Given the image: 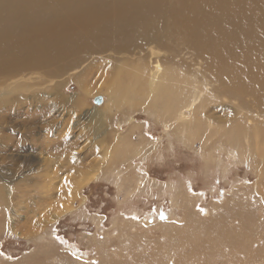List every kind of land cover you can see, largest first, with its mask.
<instances>
[{"label": "rangeland", "instance_id": "374dc122", "mask_svg": "<svg viewBox=\"0 0 264 264\" xmlns=\"http://www.w3.org/2000/svg\"><path fill=\"white\" fill-rule=\"evenodd\" d=\"M158 7L167 24L153 25L159 74L174 68L205 86L183 122L201 114L208 123L239 114L264 121V0ZM140 50L59 59L33 75L31 88L0 95L14 97L0 111V264H264L258 160L239 142L213 147L175 136L173 123L146 112V98L136 110L111 102L116 68L154 69ZM212 62L225 73L239 69L246 87L235 89L226 74L229 90L216 92L223 85ZM203 93L214 101L201 107Z\"/></svg>", "mask_w": 264, "mask_h": 264}, {"label": "bare ground", "instance_id": "6f19581e", "mask_svg": "<svg viewBox=\"0 0 264 264\" xmlns=\"http://www.w3.org/2000/svg\"><path fill=\"white\" fill-rule=\"evenodd\" d=\"M158 6L162 7V0H0V70L3 67L9 70L5 71L4 75H0V95L17 92L22 88H31L30 81H34L33 75L48 68L50 62L57 64L59 59L65 62L74 61L81 54L87 57V54L100 53L103 49L121 51L120 54H130L136 49L139 51L144 49L147 51L149 64L155 65L154 69H150L144 62L139 63L138 66L122 65L116 68L112 78L111 102L124 103L123 106L131 104L130 110H136L146 98L147 113L152 112L165 126L173 123L175 129L173 134L175 132L180 138L193 144L198 141L202 142L203 146L207 144L213 146L223 140L233 143L234 147V143L239 142L241 149L249 151L247 153L258 160L261 166L259 179L263 181L264 121L256 122L258 119L251 115L239 114L234 122L231 119L226 120L228 117H225L219 120L220 122L208 123L207 117L201 114L199 118L197 116L195 119L191 118L192 120L183 122L182 111L189 107L191 100L203 92L205 86H195V81L193 84L186 73L174 68H167L159 74L162 52L152 43H155L153 34L157 31L156 26L153 25L156 22L162 27L167 24L161 21L162 15L159 16ZM145 7L147 9L143 11ZM160 43L161 41L157 45ZM72 57L74 59L68 60ZM220 66L217 62H212L214 73L217 75L215 77L223 85L219 89L218 86L216 92L224 93L229 90L225 83L228 79H232L229 77L224 79L226 74L233 77L235 89L246 87V83L239 82V78L236 77L239 69L225 73L221 71ZM65 67L74 68L67 65ZM16 74L21 75L20 80L24 83L15 82ZM76 79H82L81 75ZM203 94L201 107L205 103L214 101L206 97V93ZM58 97L63 102L68 101L67 97L59 94ZM13 98L0 99V111L10 104ZM257 101L262 106V101L264 102L262 96L258 97ZM239 106L238 104L234 109H239ZM225 120L229 123H224ZM249 121L253 123L251 126ZM211 140L213 142L209 143ZM10 191L8 190V194ZM3 205L0 204V208Z\"/></svg>", "mask_w": 264, "mask_h": 264}, {"label": "water", "instance_id": "95a60500", "mask_svg": "<svg viewBox=\"0 0 264 264\" xmlns=\"http://www.w3.org/2000/svg\"><path fill=\"white\" fill-rule=\"evenodd\" d=\"M94 103H95V104H99V103H100V98H99V97L95 98V99H94Z\"/></svg>", "mask_w": 264, "mask_h": 264}]
</instances>
